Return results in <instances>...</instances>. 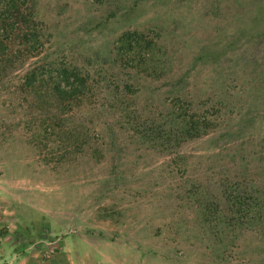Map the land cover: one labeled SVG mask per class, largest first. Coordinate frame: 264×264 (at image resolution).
Segmentation results:
<instances>
[{
  "label": "rangeland",
  "instance_id": "rangeland-1",
  "mask_svg": "<svg viewBox=\"0 0 264 264\" xmlns=\"http://www.w3.org/2000/svg\"><path fill=\"white\" fill-rule=\"evenodd\" d=\"M0 190L104 264H264V0H0Z\"/></svg>",
  "mask_w": 264,
  "mask_h": 264
},
{
  "label": "crops",
  "instance_id": "crops-1",
  "mask_svg": "<svg viewBox=\"0 0 264 264\" xmlns=\"http://www.w3.org/2000/svg\"><path fill=\"white\" fill-rule=\"evenodd\" d=\"M51 219L46 210L25 198L0 202V264L105 263L97 253L91 254L90 245L83 238L73 234L59 236L56 253L45 259L42 256L45 241L60 233L49 226Z\"/></svg>",
  "mask_w": 264,
  "mask_h": 264
},
{
  "label": "built area",
  "instance_id": "built-area-1",
  "mask_svg": "<svg viewBox=\"0 0 264 264\" xmlns=\"http://www.w3.org/2000/svg\"><path fill=\"white\" fill-rule=\"evenodd\" d=\"M59 238L49 239L45 241L44 249L42 250V256L45 259L51 258L58 249Z\"/></svg>",
  "mask_w": 264,
  "mask_h": 264
},
{
  "label": "trees",
  "instance_id": "trees-1",
  "mask_svg": "<svg viewBox=\"0 0 264 264\" xmlns=\"http://www.w3.org/2000/svg\"><path fill=\"white\" fill-rule=\"evenodd\" d=\"M130 34H132V33H125L124 36H122V37H124L123 39H126V41L129 42L130 40H129L128 38L131 39V38L134 37V35H135V34H132V35H130ZM64 76H65V75H64ZM67 76H68V75H66L65 77H67Z\"/></svg>",
  "mask_w": 264,
  "mask_h": 264
}]
</instances>
